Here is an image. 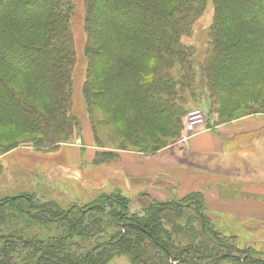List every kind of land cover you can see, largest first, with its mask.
Segmentation results:
<instances>
[{"label": "trees", "instance_id": "obj_1", "mask_svg": "<svg viewBox=\"0 0 264 264\" xmlns=\"http://www.w3.org/2000/svg\"><path fill=\"white\" fill-rule=\"evenodd\" d=\"M205 2L85 0L87 62L82 93L86 112L93 127L94 108L106 115L105 120L116 127L121 141L130 146L118 148L150 154L169 145L179 136L188 98H203L204 90L210 109L222 117L221 122L248 113H264L259 108L251 109L264 92V0H212L214 18L207 50L195 63L193 48L182 39L190 35ZM71 8L70 0H0V123L41 133L34 146L47 149L68 140L78 127L77 117L68 113L75 62L69 29ZM195 66L205 78L201 85L196 83ZM243 98L250 103H241ZM112 155L113 160L115 153ZM17 200L27 201L30 215L43 214L46 220L60 225L68 216H82L75 208L56 214L51 205H33L28 193L3 197L0 211L14 210L11 203ZM94 200L103 208L117 205L118 210L113 209L108 216L119 225L125 223L126 231L123 235L117 231V236L102 245L96 263L88 257L83 259L84 264H105L117 253L125 254L135 264H168V258H182L188 264H216L225 256L222 253L207 263L199 261L198 255L189 257L196 243L191 234L185 249L173 243V230L180 229L173 218L182 216V209L187 212L185 222L193 216L200 221V230L218 242L214 228L204 227L200 192L178 200L144 203L141 216L130 212L129 199L119 192H99ZM163 221L171 225L172 231ZM4 226L1 214L0 264L9 260L17 243L1 229ZM68 226L71 231L74 224ZM143 238L148 240V251L142 246ZM32 246L35 248V244ZM37 250L45 261L79 264L67 257L57 258L55 249L47 245ZM41 254L36 264H43Z\"/></svg>", "mask_w": 264, "mask_h": 264}, {"label": "rangeland", "instance_id": "obj_2", "mask_svg": "<svg viewBox=\"0 0 264 264\" xmlns=\"http://www.w3.org/2000/svg\"><path fill=\"white\" fill-rule=\"evenodd\" d=\"M70 1L72 8L69 17V29L73 35L75 62L71 74L72 91L68 113L77 117L78 127L73 130L68 140L62 141L56 148L47 149L34 146V143H38L41 139V133L0 123V201L5 196L28 193L33 205H51L55 207L56 214L75 208L82 216H79V219L75 218L77 214H74V217H72L73 215L68 216L65 222L60 225V222L46 220L43 214L30 215L27 212V201H14L11 203V206L13 204L15 207L14 210L5 208L0 211L5 224L1 229L11 234L14 240L17 239L9 260L7 259L4 264H36V260L42 253L37 250V247L41 245L54 248L57 258L67 257L76 263L84 264L83 259L90 257L92 262L96 263V253L101 252L102 245L109 243L112 237L117 236V231L120 230L121 235L126 231L124 222L125 226L119 225L108 216L113 209L118 210L117 205L112 203L103 208L98 206L94 200L100 192L98 188L106 179L111 182L115 181L114 174H109L108 169L100 162L101 159L105 158L108 162L112 161L113 152L86 147V143L90 140L86 133H90L95 146H130L127 141L119 140L116 127L106 121V115L95 108L92 112L95 125L94 127L91 126L82 93L87 62L84 50L86 43L84 29L86 4L85 0ZM213 18L212 0H206L205 8L195 20L190 35L182 39L186 45L193 48L195 63L200 62L205 56ZM195 67L196 83L199 84L200 82L201 85L205 78L198 66ZM204 92L205 97L203 98L199 97L196 100L188 98L186 108H201L205 113L206 120L208 117L214 122H221L222 117L220 118L218 113L210 109L207 90ZM263 94L264 92L259 95L258 101L256 100L257 105L251 104L252 110L257 108L264 110ZM248 100L243 98L241 103L247 105L250 103ZM244 112L246 113V111ZM183 120L179 136L169 141L170 143L176 142L182 137ZM88 127L90 131H87ZM7 149L9 150L6 151ZM101 153H103L102 156H100ZM82 166H84V170H82ZM107 193H113V191ZM142 202L144 199L137 201L130 198L128 202L130 212L138 216L144 215ZM99 203L101 202L99 201ZM8 204L10 205V203ZM202 209L204 227L211 226L214 228L215 233L219 235L218 242H214L217 240L216 237L200 230V221L193 216L188 222H185L187 212L182 209V216L173 218L175 224L180 226V229L173 230L174 234L171 235L175 247L185 249L189 245L188 235L191 234L198 244L195 243V247L188 256L197 257L198 255L199 261L202 263H207L223 253L225 256L216 264H264V217L256 219L235 216L231 214L229 209L207 208L204 198ZM21 210L24 211L25 221L22 218ZM256 210V208H252L248 211L251 213V211L256 212ZM68 223L74 224L71 231L68 228ZM163 224L166 229L172 231L169 223L163 221ZM63 225L66 226L63 227ZM95 227H97V231L93 230ZM141 243L148 251L150 247H147L148 240L143 238ZM33 244H35V248L32 246ZM234 256H238V258ZM41 257L44 260L43 264H56L45 261L46 257L42 254ZM169 263L188 264L182 258L177 261L168 258ZM105 264L135 263H132L125 254L117 253ZM153 264L167 263L156 261Z\"/></svg>", "mask_w": 264, "mask_h": 264}, {"label": "crops", "instance_id": "obj_3", "mask_svg": "<svg viewBox=\"0 0 264 264\" xmlns=\"http://www.w3.org/2000/svg\"><path fill=\"white\" fill-rule=\"evenodd\" d=\"M86 136L90 137L86 147L115 153L112 161L103 163L108 173L114 174L115 181L106 179L98 188L100 192H119L137 201L144 199L142 205L200 192L207 208L229 209L235 216L264 217L262 112L226 122H214L207 117L205 126L185 141L172 142L150 154L95 146L90 133ZM252 208L256 212L249 213Z\"/></svg>", "mask_w": 264, "mask_h": 264}, {"label": "built area", "instance_id": "obj_4", "mask_svg": "<svg viewBox=\"0 0 264 264\" xmlns=\"http://www.w3.org/2000/svg\"><path fill=\"white\" fill-rule=\"evenodd\" d=\"M205 123L206 119L203 109L198 107L188 109L184 116L180 140L185 141L192 134L198 132L201 127H204Z\"/></svg>", "mask_w": 264, "mask_h": 264}, {"label": "bare ground", "instance_id": "obj_5", "mask_svg": "<svg viewBox=\"0 0 264 264\" xmlns=\"http://www.w3.org/2000/svg\"><path fill=\"white\" fill-rule=\"evenodd\" d=\"M82 170H84V166H82Z\"/></svg>", "mask_w": 264, "mask_h": 264}]
</instances>
